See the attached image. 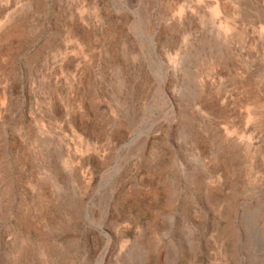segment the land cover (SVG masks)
Listing matches in <instances>:
<instances>
[{"label":"rangeland","instance_id":"obj_1","mask_svg":"<svg viewBox=\"0 0 264 264\" xmlns=\"http://www.w3.org/2000/svg\"><path fill=\"white\" fill-rule=\"evenodd\" d=\"M0 264H264V0H0Z\"/></svg>","mask_w":264,"mask_h":264}]
</instances>
